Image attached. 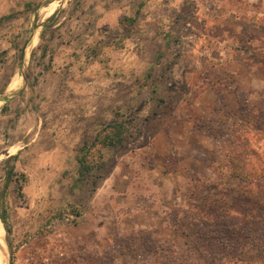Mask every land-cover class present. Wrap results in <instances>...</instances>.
I'll return each mask as SVG.
<instances>
[{
    "label": "rangeland",
    "instance_id": "374dc122",
    "mask_svg": "<svg viewBox=\"0 0 264 264\" xmlns=\"http://www.w3.org/2000/svg\"><path fill=\"white\" fill-rule=\"evenodd\" d=\"M11 1L0 18L4 264H161L155 249L183 255L189 239L222 264H264V0ZM116 122L126 142L85 147L102 166L77 182L80 148ZM111 171L121 195L97 196L112 217L92 220ZM120 204L152 212L166 238L132 227L144 217ZM103 225L109 248L91 229ZM132 238L144 256L127 251Z\"/></svg>",
    "mask_w": 264,
    "mask_h": 264
},
{
    "label": "trees",
    "instance_id": "16d2710c",
    "mask_svg": "<svg viewBox=\"0 0 264 264\" xmlns=\"http://www.w3.org/2000/svg\"><path fill=\"white\" fill-rule=\"evenodd\" d=\"M108 130L109 132H107ZM127 130L128 128L123 123L116 122L109 124L95 136L90 146L84 144V146L80 148L81 155L76 158L79 165L77 182L87 181L91 176V172L95 169L101 168L102 166L88 163L86 161L87 151L84 152V148L87 147V149H90L96 144H101L102 146L110 148L120 147L126 142ZM225 230L229 231V227L225 226ZM210 237H213V235H210ZM260 241L264 243V240L261 239ZM131 242L134 244H132L133 248L127 251L136 257L144 256L145 252L143 248L146 246V244H140L137 238H132ZM218 244H220L219 247L223 254L226 252L225 249H230V247H228L227 244H223V241L221 240L218 242ZM253 245L254 244H251V247H256ZM236 251L237 250L233 251V256L238 255ZM258 251V256H262L264 254L263 247H261ZM157 252L164 257V261L161 264H222L220 263L222 260L221 254L218 255V253L215 251L209 254L203 245L192 242L190 239L186 241V252L183 255L175 254L170 248H160L159 250L155 249L153 253L157 254Z\"/></svg>",
    "mask_w": 264,
    "mask_h": 264
},
{
    "label": "crops",
    "instance_id": "0c3cea01",
    "mask_svg": "<svg viewBox=\"0 0 264 264\" xmlns=\"http://www.w3.org/2000/svg\"><path fill=\"white\" fill-rule=\"evenodd\" d=\"M31 0H29V2H30ZM13 2V3H12ZM27 2V1H26ZM26 2H22V0H19V1H11V3H12V6H13V4H14V8L15 9H18L19 7H24V6H27L28 7V4L26 3ZM8 8L10 9L11 8V5H10V3L9 2H6V0H0V18L1 17H4V16H8V12H5V11H7L8 10ZM57 11V9H54V11H53V13L52 14H50V15H48L49 17H52V16H54V14H55V12ZM77 12V11H76ZM75 12V13H76ZM48 17V18H49ZM55 17H56V15H55ZM47 18V19H48ZM46 19V20H47ZM59 23H57L56 24V26L58 25ZM75 24V23H74ZM32 27L34 26V24H30ZM48 27V26H47ZM46 27V28H47ZM53 27H55V24H53L52 25V27H51V29L53 30ZM42 28H43V26H39L37 29H41L42 30ZM45 28V29H46ZM42 32L44 33V31L42 30ZM49 34L51 35V33L49 32ZM33 38H34V36H33ZM32 38V39H33ZM26 54H24V56H25ZM15 73V72H14ZM21 79H22V83H25V78H24V76L23 75H21ZM20 80V79H19ZM21 82V81H20ZM20 84V83H19ZM9 88V87H8ZM8 98H11V96H9ZM126 176H122V177H120L119 179H117V180H120V181H122V183H124V184H126ZM116 180V178H115V175H114V173L111 171V173L109 174V176H107L106 178H104L103 180H102V182H101V186H98L97 187V189H96V192H95V198L96 199H94V203L98 206L97 208H96V210L93 212V213H91L90 215L89 214H86L87 215V217H91L92 218V220H96V221H101V220H107V221H109V219H110V217H112V214H110L109 216H108V214L106 213V212H103L102 211V207L100 206L102 203H100V200L97 198V196H103L104 197V195H107L108 197H112V196H115L116 194H119L120 193V191H116V189H114L115 188V185H116V183L118 182H116L115 181ZM117 186V185H116ZM114 194V195H113ZM119 195H121V193L119 194ZM118 195V196H119ZM132 202H136V201H132ZM131 205H126V204H123V205H119V207H121V208H124V209H122V213H125V214H128V213H126V211H127V209L128 208H130V212L131 213H133L134 215H136V216H142V217H144L143 219H136V221H132V224H131V226L132 227H136V228H148V229H151V230H153V236H154V240H156V242L157 243H159L158 241L159 240H161L162 238H163V236H162V232L161 233H159L158 231H157V227L155 226V219H154V215L153 214H151L152 212H149L148 210H146V209H144V208H140L139 206H138V204H134L133 205V207H130ZM141 214H144V215H141ZM85 215V216H86ZM114 216V215H113ZM138 218V217H137ZM100 219V220H99ZM121 224L120 223H115L114 224V226L116 227V228H119V226H120ZM92 229V232H93V234H94V236H95V240L98 242V243H106V244H108V245H106V248H109V247H111V244H109V238H107V237H105L104 236V231H105V229H104V225L103 226H94L93 228H91ZM164 230H166V231H169V230H167V228L166 227H164L163 228V231ZM156 231V232H155ZM159 237L161 238V239H159ZM165 238H166V236H164ZM165 238H163V239H165ZM105 248V249H106Z\"/></svg>",
    "mask_w": 264,
    "mask_h": 264
},
{
    "label": "bare ground",
    "instance_id": "6f19581e",
    "mask_svg": "<svg viewBox=\"0 0 264 264\" xmlns=\"http://www.w3.org/2000/svg\"><path fill=\"white\" fill-rule=\"evenodd\" d=\"M52 2H54V1H52ZM55 4H53V3H51V4H49L48 5V7L47 8H49V11H48V15H50V14H52L53 13V11H54V6ZM46 6H44V9H47V8H45ZM57 7V6H56ZM42 11V10H41ZM43 12V11H42ZM46 16V15H45ZM43 19V18H42ZM35 39L36 38H34L33 40V42H35ZM33 49V48H32ZM18 79V78H17ZM19 83H20V80L18 79L17 81H16V83H15V78L11 81V84H10V86H9V89L11 90V89H15V88H17L18 86H19ZM15 84V85H14ZM8 89V90H9ZM1 104V103H0ZM13 151H14V149H13ZM4 249H5V241H4V230H3V226H2V223H1V220H0V264H4V262H3V251H4Z\"/></svg>",
    "mask_w": 264,
    "mask_h": 264
},
{
    "label": "built area",
    "instance_id": "2783aa9c",
    "mask_svg": "<svg viewBox=\"0 0 264 264\" xmlns=\"http://www.w3.org/2000/svg\"><path fill=\"white\" fill-rule=\"evenodd\" d=\"M59 222H62V221H59ZM59 222H57V223H59ZM62 223H63V222H62ZM51 227H52V226H49L48 229L51 228Z\"/></svg>",
    "mask_w": 264,
    "mask_h": 264
}]
</instances>
